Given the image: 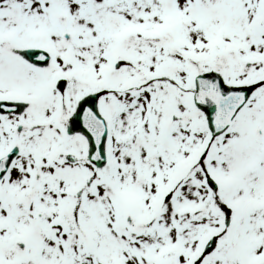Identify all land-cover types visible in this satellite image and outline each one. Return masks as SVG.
Segmentation results:
<instances>
[{"label":"snow or ice","instance_id":"1","mask_svg":"<svg viewBox=\"0 0 264 264\" xmlns=\"http://www.w3.org/2000/svg\"><path fill=\"white\" fill-rule=\"evenodd\" d=\"M0 264H264V0H0Z\"/></svg>","mask_w":264,"mask_h":264}]
</instances>
